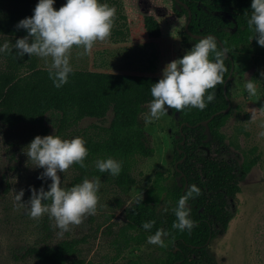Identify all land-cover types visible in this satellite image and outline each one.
Here are the masks:
<instances>
[{
  "label": "trees",
  "instance_id": "16d2710c",
  "mask_svg": "<svg viewBox=\"0 0 264 264\" xmlns=\"http://www.w3.org/2000/svg\"><path fill=\"white\" fill-rule=\"evenodd\" d=\"M172 1V18L185 15L187 21L189 10L192 11L189 25L192 32L211 36L216 34L231 55L232 52L251 55L253 66L250 78L260 87L264 98V77L261 76V72H264V47H260L256 39H251L253 32L247 26L252 0H183L188 7L182 9L176 6V0ZM100 2L110 5L109 0ZM37 3L38 0H0V46L6 41L11 46L16 39L27 35L26 30H17L16 25L34 14ZM140 16L141 24L150 37L161 35L162 27L157 16ZM184 32L195 42L199 41L200 38L192 37L185 27ZM216 40L218 49L223 50L219 40ZM233 63L230 57L224 60L227 71L223 83L209 90V93H215V99L207 103L205 109H170L179 118L180 127L184 123L182 131L181 128L178 130L180 136L174 138L177 145L174 149L176 162L184 154L186 157L178 166L175 162L172 176L158 171L143 195L130 203L125 199L119 200L123 220L112 221L104 231L112 236L115 250L113 257L97 262L80 256L78 240L54 239L52 228L47 222L42 237L31 244L19 245L13 257L16 260L37 259L40 264H218L209 250V243L228 228L233 217L229 199L236 196L241 190L240 182L255 164H262L263 159L261 154L255 152L245 153L242 160L223 155L227 144L221 128L229 120L232 107L227 112L221 110L228 106L226 95L232 97L235 70L228 80L226 92L224 88ZM72 69L68 82L58 89L49 79L43 59L36 56L30 58L27 54L18 58L15 49L12 53H0V123L12 127L20 124L37 125L45 130L51 126L57 129V133L63 134L77 127L86 117L103 120L112 111L109 124L92 123L71 137H82L86 141L89 154L84 163L87 167L72 165L74 175L62 182V187L81 183L85 177L98 179L104 176L127 192L137 183L134 172L138 159L150 157L156 152L144 114L152 100L151 85L162 77L84 67ZM213 114L215 116L209 121L213 138L205 141L207 134L202 121ZM184 136L185 143L182 144ZM182 148L183 153L180 152ZM108 157L121 163L119 175L112 176L97 169L95 161ZM178 168L185 173L181 186L177 180L180 174ZM42 172L35 175L30 188L39 190L43 186L45 191L49 190L50 179H38ZM192 184L201 189L198 197L188 201L190 218L196 226L190 232H181L172 228L176 220L173 208ZM9 188L10 183L5 180L4 190ZM30 188L25 194L27 199L31 196ZM151 220L155 221L153 228L144 230L142 223ZM158 229L170 233L164 237L168 245L164 256L150 260L141 257L121 259L129 247L144 243Z\"/></svg>",
  "mask_w": 264,
  "mask_h": 264
},
{
  "label": "rangeland",
  "instance_id": "374dc122",
  "mask_svg": "<svg viewBox=\"0 0 264 264\" xmlns=\"http://www.w3.org/2000/svg\"><path fill=\"white\" fill-rule=\"evenodd\" d=\"M109 1L110 6L116 8L111 36L104 42H96L91 55L83 58L77 56L81 49L74 47L70 58L71 67L162 77L164 67L171 61L182 58L186 50H190L196 43L184 32L186 16L181 15L175 19L171 17L172 0ZM65 3L66 0H55L54 8L58 10ZM142 14H154L159 18L162 27L160 36L148 35L141 24ZM232 56L235 70L232 114L221 128L226 135L227 144L223 155L242 160L245 153L255 152L261 154L263 159L262 164H255L240 182L241 190L236 196L229 199L233 217L228 228L211 240L209 250L218 264H264V136L260 135L264 132V113L259 111L264 107V98L258 85L256 96H250L244 87L246 81L251 79V55L232 52ZM148 112L149 108L145 114ZM112 115V111H109L103 120L86 117L77 127L63 134L57 133V129L51 126L45 130L37 125L20 124L12 127L0 123V264H40L37 259L16 260L13 253L19 245L31 244L40 239L45 230V222L52 228L54 239L78 240L80 256L97 262L113 257L115 250L112 236L104 231L112 221L123 220L119 200L125 199L130 203L143 195L158 171H162L164 175L174 174V149L177 146L174 138L178 134L180 121L170 109L161 119L147 124L156 152L150 157L138 159L134 172L137 183L124 192L113 180L104 176L98 178L101 185L96 214L86 216L78 226H70V230L62 236L58 235L60 230L53 226L54 221L47 214L40 219H32L15 201V194L21 189L24 190L22 202L28 201L25 194L34 183L35 175L44 171L35 167L24 153L27 145L37 135H57L62 139H70L92 123L109 124ZM253 115L255 118L251 119ZM58 175L61 182L70 180L74 175L73 167ZM5 180L10 183V188L6 191ZM163 239L167 244L166 239ZM167 247L149 244L146 239L140 245L129 247L121 259L141 257L150 260L162 257Z\"/></svg>",
  "mask_w": 264,
  "mask_h": 264
},
{
  "label": "clouds",
  "instance_id": "9594fccd",
  "mask_svg": "<svg viewBox=\"0 0 264 264\" xmlns=\"http://www.w3.org/2000/svg\"><path fill=\"white\" fill-rule=\"evenodd\" d=\"M54 3L55 0H38L34 14L16 25L17 30H26L27 35L16 39L11 46L9 42H4L0 46V53H12L15 49L18 58L27 54L30 58L36 56L43 59L49 79L59 89L68 82L69 74L73 71L70 64L73 48L81 49L77 52L80 58L91 55L96 42H104L111 36L116 8L100 0H66L56 10ZM247 26L253 32L251 39H256L258 45L264 47V0H252ZM226 53V50L218 49L216 38L209 35L194 43L182 58L168 63L162 71V78L151 85L152 100L148 105L149 112L144 115L145 124L161 119L169 109H205L207 103L215 99V93H209V90L223 83L227 71L224 64ZM261 76L264 77V72H261ZM244 87L250 96L257 95V87L252 79L246 81ZM259 111L264 113V107ZM254 118L253 115L251 119ZM260 135L264 136V132ZM85 145L82 137L62 139L57 135H37L24 151L35 167L44 169L38 179H50L51 183L47 191L43 186L39 190L30 188L31 196L27 202H22L24 190L21 189L15 194L17 206L24 208L32 219H40L47 214L61 236L70 230V226L82 224L86 216L95 215L97 211L99 179L85 177L81 183L62 187L58 175L67 172L74 164L87 167L84 161L89 153ZM95 164L100 172H108L112 176L121 172V163L111 157L97 159ZM200 194L199 187L194 184L188 186L173 208L176 217L173 229L190 232L196 226L190 218L188 201ZM154 224L155 221L151 220L143 222L142 227L150 231ZM168 235L170 233L158 229L154 235L148 236L147 242L167 247L163 237Z\"/></svg>",
  "mask_w": 264,
  "mask_h": 264
},
{
  "label": "water",
  "instance_id": "95a60500",
  "mask_svg": "<svg viewBox=\"0 0 264 264\" xmlns=\"http://www.w3.org/2000/svg\"><path fill=\"white\" fill-rule=\"evenodd\" d=\"M176 6H177L179 9H182L184 6H185V7H188V5H187L183 0H176ZM191 19H192V11L189 10V17H188V20H187V22H186V24H185V29H186V31H187L192 37H195V38H202V37L209 36V34H198V33H194V32H192V31L190 30V28H189V25H190V21H191ZM212 35L215 36V37L219 40V42H220V44H221L223 50H226V52H227V53H226V57H230V58L233 60V56L230 54V52L228 51L227 47L224 45V42H223V41H222V40H221L216 34H212ZM233 72H234V63H233V65H232V68H231L230 74H229L228 78H227L226 81H225V88H224L225 92L227 91V83H228V80L232 77ZM226 97H227V99H228V106H227L226 108L222 109V110H221L222 112H227V111H229V110L231 109V107H232V101H231L230 96L227 94ZM221 111H218L217 113H219V112H221ZM214 116H215V114L211 115L210 118H208V119L202 121V124L205 126V133L207 134V137L205 138V141H209V140H211V139L213 138V134H212L211 129H210V126H209V121H210ZM183 125H184V123L181 124V127H180V128H181V131H182V127H183ZM179 136H180V134H177V137H179ZM184 143H185V136H184V138L182 139V144H184ZM182 151H183V148L180 149V152H182ZM185 157H186V154H184V156H183L178 162H176V166H178L179 162H182V161L185 159ZM178 169H179V171H180V174L177 176V180H178L179 185L181 186V185L183 184L182 181H181V179H182V177H183V175H184L185 173H184L183 171H181L180 168H178ZM186 187H187V184L185 185V188H186ZM188 206L190 207V204H189V203H188Z\"/></svg>",
  "mask_w": 264,
  "mask_h": 264
},
{
  "label": "flooded vegetation",
  "instance_id": "af4514ba",
  "mask_svg": "<svg viewBox=\"0 0 264 264\" xmlns=\"http://www.w3.org/2000/svg\"><path fill=\"white\" fill-rule=\"evenodd\" d=\"M176 137H177V135H176ZM181 153H183V151Z\"/></svg>",
  "mask_w": 264,
  "mask_h": 264
}]
</instances>
